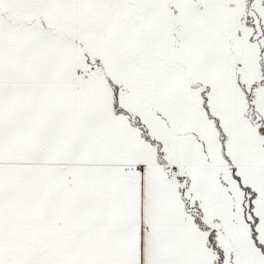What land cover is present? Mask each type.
I'll use <instances>...</instances> for the list:
<instances>
[{"label": "crops", "instance_id": "1", "mask_svg": "<svg viewBox=\"0 0 264 264\" xmlns=\"http://www.w3.org/2000/svg\"><path fill=\"white\" fill-rule=\"evenodd\" d=\"M108 15V0H0L5 199L18 206L79 205V264H264V213H245L255 196L228 195L220 177L209 197L182 200L186 209L170 229L142 230L148 219L139 166L144 161L157 173L153 165L164 164L145 162L160 153L159 111L126 101L125 45L116 54L114 40L112 53L86 43L90 35L105 40L125 22ZM231 204L237 208L229 212Z\"/></svg>", "mask_w": 264, "mask_h": 264}, {"label": "rangeland", "instance_id": "2", "mask_svg": "<svg viewBox=\"0 0 264 264\" xmlns=\"http://www.w3.org/2000/svg\"><path fill=\"white\" fill-rule=\"evenodd\" d=\"M115 1L108 0L107 18L125 17V24L105 40L90 35L86 43L112 53L114 40L116 54L125 45L126 101H146L159 111V157L145 162L164 166L153 165L157 173L144 161L139 166L148 219L142 230L170 229V220L186 209L182 200L209 197L214 177L226 182L228 195L255 196L254 208L244 211L262 215L264 0H126L124 14L123 0ZM141 116L151 119L143 108ZM226 162L229 168L221 165ZM11 202L0 190V264H79V205Z\"/></svg>", "mask_w": 264, "mask_h": 264}, {"label": "built area", "instance_id": "3", "mask_svg": "<svg viewBox=\"0 0 264 264\" xmlns=\"http://www.w3.org/2000/svg\"><path fill=\"white\" fill-rule=\"evenodd\" d=\"M171 167H172V169H173L175 172L178 171V165H172Z\"/></svg>", "mask_w": 264, "mask_h": 264}]
</instances>
